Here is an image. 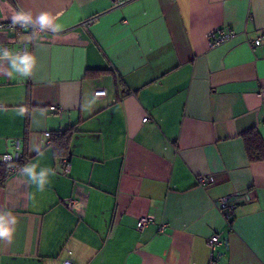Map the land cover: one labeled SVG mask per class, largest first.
Returning a JSON list of instances; mask_svg holds the SVG:
<instances>
[{
  "label": "crops",
  "instance_id": "crops-1",
  "mask_svg": "<svg viewBox=\"0 0 264 264\" xmlns=\"http://www.w3.org/2000/svg\"><path fill=\"white\" fill-rule=\"evenodd\" d=\"M20 10L62 29L17 31ZM223 27L234 36L210 47ZM23 45L32 75L0 73V154L18 143L24 159L0 186L17 218L0 264H209L216 232L215 264H264V160L242 137L264 140V0H0V48ZM70 126L65 170L43 132ZM28 164L55 171L44 191ZM234 194L228 224L216 201Z\"/></svg>",
  "mask_w": 264,
  "mask_h": 264
},
{
  "label": "clouds",
  "instance_id": "clouds-1",
  "mask_svg": "<svg viewBox=\"0 0 264 264\" xmlns=\"http://www.w3.org/2000/svg\"><path fill=\"white\" fill-rule=\"evenodd\" d=\"M11 20L13 25H19L26 30L32 28L35 31L38 28L41 31L48 30L58 33L62 29L58 17L47 11H42L35 17L31 11H15L11 16ZM4 62H7V64ZM36 64V57L26 49L23 52L13 53L9 49L0 48V73L4 75L12 76L15 73L22 77H29L32 75ZM102 95L104 93H97L90 103L94 104L96 98ZM25 112L26 109L21 108L19 114L24 115ZM33 150L39 151V148L34 147ZM36 169V164H28L20 170V174L36 184L39 191H44L45 186L49 183V175L54 176L56 173L50 168L40 169L39 172ZM16 224L17 218L10 211H0V241L11 243Z\"/></svg>",
  "mask_w": 264,
  "mask_h": 264
},
{
  "label": "built area",
  "instance_id": "built-area-1",
  "mask_svg": "<svg viewBox=\"0 0 264 264\" xmlns=\"http://www.w3.org/2000/svg\"><path fill=\"white\" fill-rule=\"evenodd\" d=\"M8 25L12 27L13 29H16L17 31H21L24 28H21L19 25H13L12 22H9ZM40 30L37 28L35 32H39ZM234 36V31L229 27H223L221 29H217L208 35V44L210 47H215L220 45L221 43L231 39ZM261 44V37H256L252 42H250V45L252 47H256ZM7 49V47H4ZM26 48L24 45L22 46V49L19 52H23ZM104 93V95L107 94L106 88H99L94 91V94L97 93ZM261 97L264 98V91L260 93ZM50 110L60 113L61 108H59L57 105H49L48 107ZM51 131H44L43 137L50 142V138L52 136ZM22 160V154L20 153V148L18 143H16L15 152L13 154L10 153H2L0 154V165L5 166L7 174L10 172L16 170L19 168L20 162ZM64 169L67 170L69 167L68 161L66 159L62 160ZM214 178L212 176L207 175H201L197 178V182L202 185H208L209 183L213 182ZM1 186V185H0ZM237 196L234 195H224L217 199L216 205L217 207L223 212V216L225 218V221L229 224L232 216L234 215V208L237 203ZM68 205L71 207L72 203L71 201L68 202ZM152 221V217L150 216H142L140 217L136 222V227L138 230H141L145 225H147L149 222ZM166 228V225L164 223L159 225V231H164ZM221 242V233L216 232L212 234L208 240L207 244L210 247L211 250V256H210V262L209 264H215V256L214 251L216 249L217 244ZM62 264H73L72 261L65 259L63 260Z\"/></svg>",
  "mask_w": 264,
  "mask_h": 264
},
{
  "label": "trees",
  "instance_id": "trees-1",
  "mask_svg": "<svg viewBox=\"0 0 264 264\" xmlns=\"http://www.w3.org/2000/svg\"><path fill=\"white\" fill-rule=\"evenodd\" d=\"M95 73V72H94ZM113 76L117 83H119L118 75L113 72ZM74 126H70L61 132L51 131L53 134L50 138L49 145L51 146L54 156L59 159H66L69 157V145ZM244 145L248 159L250 161L264 160V140L255 129H250L242 134ZM24 159L20 162L22 165ZM7 175L5 166L0 165V185Z\"/></svg>",
  "mask_w": 264,
  "mask_h": 264
}]
</instances>
